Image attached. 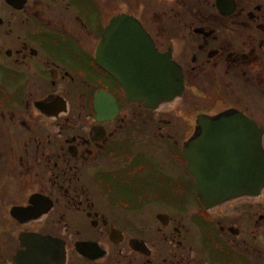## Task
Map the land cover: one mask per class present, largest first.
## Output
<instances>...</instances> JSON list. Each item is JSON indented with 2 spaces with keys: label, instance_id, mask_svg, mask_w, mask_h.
<instances>
[{
  "label": "flooded vegetation",
  "instance_id": "af4514ba",
  "mask_svg": "<svg viewBox=\"0 0 264 264\" xmlns=\"http://www.w3.org/2000/svg\"><path fill=\"white\" fill-rule=\"evenodd\" d=\"M115 40L180 93L129 94ZM232 115L264 152V0H0V264H264V187L206 206L189 167Z\"/></svg>",
  "mask_w": 264,
  "mask_h": 264
},
{
  "label": "water",
  "instance_id": "95a60500",
  "mask_svg": "<svg viewBox=\"0 0 264 264\" xmlns=\"http://www.w3.org/2000/svg\"><path fill=\"white\" fill-rule=\"evenodd\" d=\"M119 21H121L119 19ZM118 25L113 31L116 35H124ZM130 30L139 31V38L145 34L140 25L135 23L129 27ZM110 34V31H108ZM136 36V35H135ZM117 38V36H115ZM108 37V42L110 41ZM118 39V38H117ZM110 45V43H108ZM121 48L124 46L128 51L110 52L98 49L97 59L100 64L115 77L122 75V83L127 87L128 93L153 95L158 101L172 99L180 93L182 88L181 78L175 66H161L160 64H149V78L151 83H142V68L147 64H109L117 61L141 60L142 52L152 59L153 52L149 48L134 50L133 42L116 40L113 43ZM104 56L106 58H104ZM109 62V63H108ZM148 70V69H147ZM153 80V81H152ZM201 124L210 126L204 129L202 137L194 139L187 148V157L190 169L202 167V177L198 174V189L202 190L200 198L206 206L237 198L242 195H257L264 187V152L261 144V134L257 131L255 124L242 115L220 116L217 118H201ZM193 172H195L193 170ZM199 173V171L197 172Z\"/></svg>",
  "mask_w": 264,
  "mask_h": 264
}]
</instances>
